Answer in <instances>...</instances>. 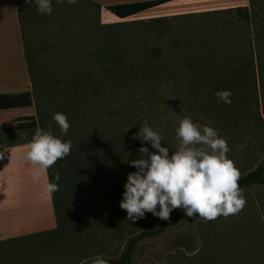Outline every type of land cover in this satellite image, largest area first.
Instances as JSON below:
<instances>
[{
  "label": "trees",
  "instance_id": "16d2710c",
  "mask_svg": "<svg viewBox=\"0 0 264 264\" xmlns=\"http://www.w3.org/2000/svg\"><path fill=\"white\" fill-rule=\"evenodd\" d=\"M15 1L38 130L70 142L71 151L46 170L48 183H57L55 176L57 173L60 176L59 190L50 194L55 228L2 240L0 252L6 253L7 248L14 246L19 248L17 254L23 256L28 253L29 243L33 242L30 248L44 240L50 246L59 244L73 264L91 263L96 256L108 264H133L141 240L158 236L174 222L193 223L202 219L198 215L187 217L183 209H175L168 220L135 234L134 223L127 220L126 210L120 208L127 176L136 171L129 162L139 158L141 146L147 147V143L142 145L132 139L144 125L141 120L147 119V114L142 117L140 107L148 98L153 101L158 86L183 80L188 87L184 92L187 99L196 89L216 86L231 93L240 86L256 91L258 81L264 108V0H248L246 8L202 14L239 17L237 22L225 21L212 27L205 38L188 40L181 49L178 44L163 48L160 41L169 21L190 16L142 22L144 32L141 35L134 32L129 40L114 38V25L100 21L102 9L117 19H125L167 0L104 7L91 0H76L75 4L63 0L64 5L52 0L51 14H40L34 0L31 4ZM81 4L86 15L96 14V25L106 37L90 51L87 62L77 65L64 62L59 67L50 56L54 44L48 41L45 27L51 21L67 19L65 12L78 9ZM149 25L151 28L147 29ZM61 26L64 30V23ZM135 87L145 90L137 95ZM258 101L256 96L257 104ZM56 113L67 117L70 127L66 134L53 119ZM238 183L241 192L264 184V160L255 169L241 174ZM110 238L117 242L112 253L107 251ZM34 251H40L39 247Z\"/></svg>",
  "mask_w": 264,
  "mask_h": 264
},
{
  "label": "rangeland",
  "instance_id": "374dc122",
  "mask_svg": "<svg viewBox=\"0 0 264 264\" xmlns=\"http://www.w3.org/2000/svg\"><path fill=\"white\" fill-rule=\"evenodd\" d=\"M83 6L65 12L67 19L51 21L45 27L48 41L54 44L50 56L59 67L64 62L68 65L87 62L90 51L106 37L103 29L96 25V14L86 15ZM102 12L107 15L105 10L100 11L101 23L113 24L114 38L125 40H129L134 32L141 35L146 28L142 22L150 20L147 16H135L105 21L101 19ZM238 17L237 14H210L176 18L167 23L161 46L167 48L178 44L181 49L188 40L205 38L212 27H219L225 21L237 22ZM61 23H64V30ZM149 28L151 25L147 26ZM188 47L192 49L193 46ZM144 90V87H135L133 91L141 95ZM150 90L148 88L147 92ZM221 90L224 89L217 86L199 88L187 99L184 92L188 87L183 80L174 85L158 86V95L153 101L148 98L149 101L140 107L142 117L147 114V119L141 121L143 124L147 121L161 135V146L169 149V156L179 148L176 129L182 119L190 118L201 126V130L203 126L212 127L227 142L230 149L228 159L234 162L240 175L245 174L264 160V121L261 120L264 119V108L259 83L257 81L256 91L237 87L231 93L230 104L217 102L215 93ZM147 147L149 151H155L150 144ZM241 193L246 203L238 214L226 218L220 216L213 221L174 222L158 236L145 238L137 244L133 264H264V184L244 188ZM146 214L134 223L135 234L152 229L162 221L151 213ZM39 242L40 245L30 248L33 242L29 243L24 257L17 254L18 247L7 248L8 252H0V264H73L59 244L50 246L47 241ZM35 247L40 251L35 252ZM116 247V239L110 238L107 251L112 253Z\"/></svg>",
  "mask_w": 264,
  "mask_h": 264
},
{
  "label": "clouds",
  "instance_id": "9594fccd",
  "mask_svg": "<svg viewBox=\"0 0 264 264\" xmlns=\"http://www.w3.org/2000/svg\"><path fill=\"white\" fill-rule=\"evenodd\" d=\"M40 14H51L52 0H34ZM63 3V0H57ZM31 4L32 0H25ZM75 4L76 0H68ZM231 92L221 90L215 93L217 102L231 103ZM62 133L70 127L64 114L53 117ZM179 148L171 156L169 149L161 146L162 137L145 121L132 139L142 145L150 144L155 151L141 146L138 159L129 162L136 171L129 173L124 185L123 200L120 208L126 210L127 220L133 223L151 213L162 220H168L174 209H183L187 217L198 215L206 221L220 216L238 214L246 201L239 186L240 173L234 162L227 157L230 151L227 142L218 136V131L209 126H201L190 118L180 121L176 129ZM25 160L39 170L33 179L39 181L41 173L53 166L58 160L70 154L71 143L62 142L48 132L38 130L34 135ZM0 159L3 153L0 152ZM57 183H47L46 193L59 190ZM159 206V211H157ZM93 264H108L101 256L93 258Z\"/></svg>",
  "mask_w": 264,
  "mask_h": 264
},
{
  "label": "crops",
  "instance_id": "0c3cea01",
  "mask_svg": "<svg viewBox=\"0 0 264 264\" xmlns=\"http://www.w3.org/2000/svg\"><path fill=\"white\" fill-rule=\"evenodd\" d=\"M102 7L157 0H91ZM248 0H167L135 14L147 19L198 16L219 10L246 8ZM107 12V11H106ZM128 17V18H130ZM116 18L102 12L101 19ZM117 19V18H116ZM31 83L15 0H0V241L55 228L50 194L44 191L47 173L25 160L28 144L38 131Z\"/></svg>",
  "mask_w": 264,
  "mask_h": 264
}]
</instances>
